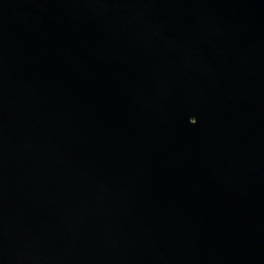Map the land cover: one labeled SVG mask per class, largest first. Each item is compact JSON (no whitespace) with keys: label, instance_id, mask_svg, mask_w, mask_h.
I'll return each mask as SVG.
<instances>
[{"label":"water","instance_id":"95a60500","mask_svg":"<svg viewBox=\"0 0 264 264\" xmlns=\"http://www.w3.org/2000/svg\"><path fill=\"white\" fill-rule=\"evenodd\" d=\"M0 264H264V0H0Z\"/></svg>","mask_w":264,"mask_h":264}]
</instances>
